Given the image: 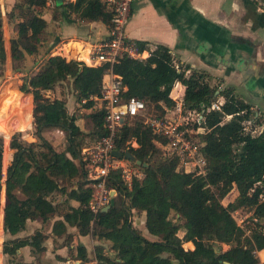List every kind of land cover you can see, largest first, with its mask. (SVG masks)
Returning <instances> with one entry per match:
<instances>
[{
  "label": "trees",
  "instance_id": "obj_1",
  "mask_svg": "<svg viewBox=\"0 0 264 264\" xmlns=\"http://www.w3.org/2000/svg\"><path fill=\"white\" fill-rule=\"evenodd\" d=\"M46 3L47 0H16L8 11L16 32L10 51L14 68L22 66L27 55L38 53L47 27L40 10ZM61 7L60 13L69 17L75 14L81 20L101 21L105 25L111 21V13L102 0L63 2ZM1 25L0 13V70L6 60ZM146 43L135 41L139 51L146 49ZM188 67L176 68L170 48L161 44L145 58L123 56L113 65L89 66L49 53L40 68L26 75L19 86L21 91L32 93L34 107L28 104L33 107L38 139L24 141L15 133L10 141L16 151L8 163L4 181L5 231L13 235L25 227L27 219L45 221L60 214L75 225L80 234H91L110 243L113 255L107 254L102 245L95 247V264H258L255 251L264 247V197H261L264 192V131L245 132L243 121L253 116L250 105L235 95L232 88L217 92V88L208 83L205 73L186 74ZM108 69L121 76L126 86L125 98L134 96L144 100L158 116L175 105L170 96L174 82L183 84V107L203 111L205 115L208 131L199 134L197 141L203 143L201 150L207 172L196 175L180 171L178 155H162L160 144L167 142L166 137L154 133L141 121L125 123L117 134L115 147L128 154L126 159L144 175L140 179L133 177L128 187L120 170L112 171L108 183L117 191L114 203L94 214L87 207L91 188L74 159L87 137L95 141L103 134L104 111L93 107V97L100 96L102 78ZM64 82L70 84L77 101L91 109L89 112L69 114L65 99L52 98L48 94ZM17 93L9 82L7 92L0 97V108L5 111V116H1L5 121L4 149L8 147L12 127L6 113L12 104L10 98ZM219 95L224 97L220 109L207 110ZM227 115H231L230 119L224 120ZM78 116L84 120L87 132L77 125ZM46 127H59L66 132V149L57 151L41 135ZM3 140L0 137V192L2 159L3 168L6 165ZM131 141L137 146H132ZM234 188L236 196L224 204L223 199ZM54 193L66 194L67 198L54 203L49 198ZM69 199L77 200L81 206L72 207ZM244 208L257 218L254 221L249 217L248 233L232 215L233 211ZM133 210L144 212V226L149 234L157 237L155 240L146 238L133 224ZM171 213L178 217V222L171 218ZM56 226L65 231L62 220L55 221V229ZM179 230L183 232L182 237L177 235ZM43 239L40 232L27 239H8L3 251L15 254L25 244L40 251ZM187 241L193 249H184L182 244ZM222 244L228 248L223 249ZM78 254L81 259L85 258L83 246L78 247Z\"/></svg>",
  "mask_w": 264,
  "mask_h": 264
},
{
  "label": "crops",
  "instance_id": "obj_2",
  "mask_svg": "<svg viewBox=\"0 0 264 264\" xmlns=\"http://www.w3.org/2000/svg\"><path fill=\"white\" fill-rule=\"evenodd\" d=\"M6 1L0 0V10L3 14L5 9L7 12L11 9L16 0L11 1L10 6ZM74 1L60 0L58 2V0H54L53 4L57 13H60L63 2ZM71 16L74 19L68 20L69 22L65 17L58 22L59 29L62 31L55 37V44H53L55 47L51 53L54 55L59 49L64 50L65 48L61 53L66 55L68 60H76L77 57L86 59L92 45L96 41L107 38L109 27L101 21L81 20L75 14ZM126 32L133 41L147 42L143 52L144 58L149 56L157 45H165L171 50L174 65L181 69L189 66L185 69L186 74L192 71L205 73L208 83L217 88V92L225 88H232L235 95L250 105L253 112V116L250 118L258 129L264 131V0H136L131 8ZM83 53L85 57L81 55ZM42 58L39 56V59L35 61L32 73L40 68ZM16 71L23 79L24 67L21 66ZM60 86L55 87V93L52 91L48 94L52 98L56 96L65 99L67 112L73 114L74 105H79V102L70 84L66 88V92H63ZM25 93L27 103L33 105L32 93ZM183 95V84L180 81H175L170 93L175 105L165 109L167 116H178L180 113H185ZM93 100L95 102L93 107L99 108L100 102L95 97ZM214 101L220 102L222 105L224 97L219 95ZM33 107L30 108L28 105L29 127L27 126L25 132L23 129H19L20 139L24 141H37L38 139L34 137L36 125L33 123ZM179 110H181L180 113ZM228 119L230 116L225 117L224 120ZM83 122L84 120L78 116L77 125L81 130L87 132ZM52 130L56 131V138H47L46 131ZM41 135L59 152L66 149L68 145L66 132L61 128H43ZM61 137H63L62 143ZM86 145L84 144L81 148ZM131 145L137 146V143L131 141ZM8 147L7 166L16 151L10 146V141H8ZM74 161L81 168L79 157ZM6 165L5 169H7ZM4 181L1 189L4 194H2L3 202L0 201V264H95V247L97 245H102L107 254H114L108 241L98 240L91 234H80L77 227L65 221L60 214L45 221L39 218L27 219L25 227L16 234L11 235L6 232L3 223L4 207L7 202ZM236 194L237 190L235 189L233 196L235 197ZM49 198L53 199L55 203L65 201L67 197L66 194L54 193ZM69 204L72 207L81 206V203L74 199H69ZM140 214L139 219L132 218L133 224L138 223L142 234L150 240H155L157 237L149 234L144 226V212H140ZM57 220L63 221L65 231L60 230L59 226H56L55 229ZM35 232L44 235L40 244L43 250L39 251L34 246L25 244L20 246L15 254L3 251L6 240L27 239ZM189 242L187 241V243ZM183 243L186 244V242ZM79 246L85 248L84 259H81L78 254ZM108 247H110L109 251H107ZM193 248L194 246L185 249Z\"/></svg>",
  "mask_w": 264,
  "mask_h": 264
},
{
  "label": "built area",
  "instance_id": "obj_3",
  "mask_svg": "<svg viewBox=\"0 0 264 264\" xmlns=\"http://www.w3.org/2000/svg\"><path fill=\"white\" fill-rule=\"evenodd\" d=\"M135 1L102 0L106 10L111 13L108 36L92 45L86 59L77 57L76 60L89 66H96L102 63L113 65L123 56L144 58L145 49L139 51L135 41L131 40L126 32L131 8ZM64 50L59 49L56 54L68 60L66 55L61 53ZM125 90L126 86L121 76L108 69L102 78L100 96L95 97L100 102L98 107L104 111L103 134L90 145L81 148L78 155L82 171L86 175L87 185L91 188L87 207L94 214L102 210L117 195L116 189L108 183L112 171L120 170L121 178L128 187L133 177L140 179L144 175L142 170L133 167L134 165L129 164L128 166L126 158L116 157L112 153L116 149L117 134L125 123L132 124L135 120L141 121L154 133L166 137L167 142L160 144L163 155H178L180 171L192 172L196 175H205L207 172L206 159L201 150L203 143L197 141L199 134L208 131L204 112L185 109L183 114L179 110L178 116H167L166 114L158 116L154 111H148L144 100L134 96L125 98L123 96ZM220 107V102L213 101L207 110H219ZM227 116L231 117V115ZM243 129L252 134L262 131L255 126L251 118L243 121ZM261 197H264V192ZM251 217L257 221L256 217ZM261 252L264 253V247L255 251L259 259L258 264H264V259L260 258Z\"/></svg>",
  "mask_w": 264,
  "mask_h": 264
},
{
  "label": "rangeland",
  "instance_id": "obj_4",
  "mask_svg": "<svg viewBox=\"0 0 264 264\" xmlns=\"http://www.w3.org/2000/svg\"><path fill=\"white\" fill-rule=\"evenodd\" d=\"M11 1H13V0H7L6 1L9 6L11 4ZM53 3H54V0H47L46 5L40 10L41 15L47 21L46 33H45V36L43 37V42L38 47V53L28 56L27 59H25V61L23 62V64H22V66L24 67L23 77H25L26 75H30L34 71L35 61L39 59V56H42L43 57L42 59L44 60V57L46 58L48 56L49 52H50V54H52L51 50L55 47L53 45V44H55L54 43L55 37L57 35H59L60 32L62 31L61 29H59L58 22H60L61 19H63V17H65L67 22L74 19L72 16L69 17L63 13H57V9H56V7H54ZM9 9H10V7H9ZM0 13L2 16V20H1L2 25L1 26H2L4 46H5V50H6V54H7L6 60H5L4 64L2 65V68L0 70V97L3 98L5 92H7L9 82L14 88H16V90L18 92L16 94V96H12L11 97L12 99L10 98V103H12V104H11V106H9L8 112L6 113V115L7 114L9 115V117L11 118V121H12V124H11L12 127L10 129L9 138H8V141H11L12 136L15 133L20 132L19 129H23V131L25 132L26 129L29 127L30 115H29V110H28L29 104L27 103L28 100H26V97H25L26 93L21 91L19 88V86L23 83V79L21 76H19L20 75V74H18L19 72L16 71L17 68H14L12 66V63H11V53H10V51H11V39L14 38L16 35L15 29H14V23L9 21L8 12L6 9H5L4 14H3V12H1V10H0ZM57 54H58V52H57ZM57 54L55 53L54 55H57ZM42 62L43 61L41 60V64H42ZM68 86H69V83L64 82L63 84H61L60 88L63 89L62 90L63 92H66V88ZM55 92H56V90L54 91V93ZM1 108H0V137L3 140L2 134L4 133L5 121L1 118V116L2 115L5 116L4 115L5 111ZM147 108H148V111L153 112L151 105H148ZM90 110L91 109L84 108L81 105V103L79 102V105H76V104L74 105L73 113L79 115L80 113H87ZM79 123H81V122H79ZM83 125H84V122H83ZM49 128L60 129L58 127H49ZM46 134H47V138L48 137L49 138H56V131H54V130L46 131ZM34 137L37 138L36 135H34ZM62 140H63V137H61V139H60L61 143H62ZM27 141H29V140H27ZM92 142H93V139L91 137H87L85 140V144H87V145H90ZM5 143H6V141H5ZM4 150H5L4 151V161L6 163L9 147H5ZM162 155H163V150H162ZM126 163L129 166V160H127ZM130 164H131V166H133L134 163H132L130 161ZM133 167L139 168L137 166H133ZM5 172H6V169L3 168V159H2V176H3L2 180L3 181L5 179V174H6ZM234 191H235V189H232L226 195V197L223 199L224 204H227L228 202H230L233 199ZM0 201L3 202L1 194H0ZM232 214H233L235 220L237 221V223L240 226H242L244 229H246V231L248 233L249 230H248L247 226L250 224V222H249L250 216L249 215H251V212H248L247 209L244 208V209H237V211H233ZM170 216L174 221H176V222L179 221L178 217H176L174 213H171ZM134 217L139 219L141 217V214L138 212H133L132 218L134 219ZM138 225H139L138 223L135 224V226L137 228H139ZM0 235H1V231H0ZM177 235H178V237H182L183 232L181 230H179L177 232ZM188 244L189 243H187V242H186V244L183 243L184 249L190 247ZM222 248L227 249L228 245L222 244ZM109 250H110V247H108L107 251H109ZM260 258L264 259V253L263 252L260 253Z\"/></svg>",
  "mask_w": 264,
  "mask_h": 264
},
{
  "label": "water",
  "instance_id": "obj_5",
  "mask_svg": "<svg viewBox=\"0 0 264 264\" xmlns=\"http://www.w3.org/2000/svg\"><path fill=\"white\" fill-rule=\"evenodd\" d=\"M58 2H60V0H58ZM113 155H115L116 157H119V158H127L128 157V154H123L121 151H119L118 149H114L112 151ZM130 157L133 159V156L130 155ZM136 163L139 165L141 164V161L140 160H136ZM143 166L147 167L148 164L147 163H142ZM114 203V198L111 199L110 203L108 205H106L103 209H107L108 207H110L111 205H113Z\"/></svg>",
  "mask_w": 264,
  "mask_h": 264
},
{
  "label": "bare ground",
  "instance_id": "obj_6",
  "mask_svg": "<svg viewBox=\"0 0 264 264\" xmlns=\"http://www.w3.org/2000/svg\"><path fill=\"white\" fill-rule=\"evenodd\" d=\"M81 55H83L84 57H85V54L83 53V54H81Z\"/></svg>",
  "mask_w": 264,
  "mask_h": 264
}]
</instances>
